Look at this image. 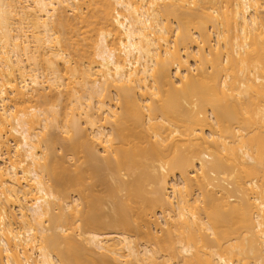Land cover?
Returning <instances> with one entry per match:
<instances>
[{
  "label": "bare ground",
  "instance_id": "bare-ground-1",
  "mask_svg": "<svg viewBox=\"0 0 264 264\" xmlns=\"http://www.w3.org/2000/svg\"><path fill=\"white\" fill-rule=\"evenodd\" d=\"M0 264H264V0H0Z\"/></svg>",
  "mask_w": 264,
  "mask_h": 264
},
{
  "label": "rangeland",
  "instance_id": "rangeland-1",
  "mask_svg": "<svg viewBox=\"0 0 264 264\" xmlns=\"http://www.w3.org/2000/svg\"><path fill=\"white\" fill-rule=\"evenodd\" d=\"M55 129V128H54ZM53 129V130H54ZM52 129H51V131H53ZM61 131L59 130V129H55L51 134H53L54 136H55V138H54V136L53 135H51V136H53V142H54V144H53V147L55 148L54 149V154H52L51 156L53 157V158H55V157H58V154H61V152H62V154L64 153L65 154V158H64V156H63V162H65L64 163V165L65 166H67V167H72V166H70L72 163V161H74L73 160V158L75 157V155H74V157H71L72 155H68V154H70V153H67V152H69V151H67L66 150V148H65V150L67 151H65L63 148L65 147L64 145H66V147H68V145L67 144H69L68 143V139L66 140L65 138H64V136L63 135H61ZM63 137V138H62ZM55 145V146H54ZM63 146V147H62ZM67 153V154H66ZM80 154H78L77 153V156H79ZM55 156V157H54ZM68 156H70V157H68ZM69 158V159H68ZM77 158V157H76ZM65 159H67L66 161H65ZM72 159V160H71ZM58 161H60V160H58ZM70 164V165H69ZM147 189H148V186H147ZM62 190L63 191H68L69 190V187L67 186V185H63L62 186ZM71 192V193H70ZM74 193H72V191L71 190H69V195L70 196H72L71 194H75V191H73ZM123 192V191H122ZM120 195H121V193H120ZM123 197V196H122ZM102 207H104L103 209H104V211H106L107 210V206H104V205H102ZM102 207H100V208H102ZM106 209V210H105ZM100 210H98V212H99ZM103 210L101 209V212H102ZM156 216H158V213L156 214ZM157 220H159V221H161V219H159V217H158V219ZM156 224V225H155ZM152 223V224H149L150 225V228H152L153 230L155 229L154 227H158L159 225L157 224V223ZM136 240L137 241H143L144 240V237L142 236V235H137V237H136Z\"/></svg>",
  "mask_w": 264,
  "mask_h": 264
}]
</instances>
